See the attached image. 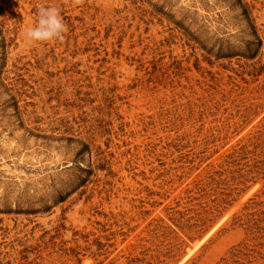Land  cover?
Here are the masks:
<instances>
[{
  "label": "rangeland",
  "instance_id": "obj_1",
  "mask_svg": "<svg viewBox=\"0 0 264 264\" xmlns=\"http://www.w3.org/2000/svg\"><path fill=\"white\" fill-rule=\"evenodd\" d=\"M0 264H264V0H0Z\"/></svg>",
  "mask_w": 264,
  "mask_h": 264
},
{
  "label": "clouds",
  "instance_id": "obj_2",
  "mask_svg": "<svg viewBox=\"0 0 264 264\" xmlns=\"http://www.w3.org/2000/svg\"><path fill=\"white\" fill-rule=\"evenodd\" d=\"M65 25L59 11L54 7H41L35 26L24 33V40L28 44L62 40Z\"/></svg>",
  "mask_w": 264,
  "mask_h": 264
}]
</instances>
